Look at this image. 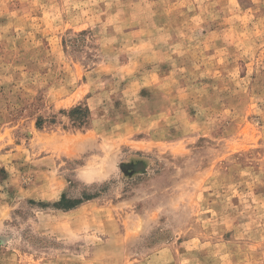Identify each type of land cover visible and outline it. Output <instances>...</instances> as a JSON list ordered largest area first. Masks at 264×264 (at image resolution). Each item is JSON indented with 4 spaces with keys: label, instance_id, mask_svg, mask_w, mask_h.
<instances>
[{
    "label": "rangeland",
    "instance_id": "1",
    "mask_svg": "<svg viewBox=\"0 0 264 264\" xmlns=\"http://www.w3.org/2000/svg\"><path fill=\"white\" fill-rule=\"evenodd\" d=\"M0 264H264V0H0Z\"/></svg>",
    "mask_w": 264,
    "mask_h": 264
}]
</instances>
